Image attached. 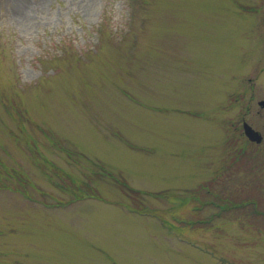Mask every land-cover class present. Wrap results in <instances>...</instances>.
<instances>
[{
  "label": "rangeland",
  "instance_id": "1",
  "mask_svg": "<svg viewBox=\"0 0 264 264\" xmlns=\"http://www.w3.org/2000/svg\"><path fill=\"white\" fill-rule=\"evenodd\" d=\"M260 100L264 0H0V264H264Z\"/></svg>",
  "mask_w": 264,
  "mask_h": 264
},
{
  "label": "water",
  "instance_id": "2",
  "mask_svg": "<svg viewBox=\"0 0 264 264\" xmlns=\"http://www.w3.org/2000/svg\"><path fill=\"white\" fill-rule=\"evenodd\" d=\"M261 105H264V101L260 102ZM244 130L246 135L252 140L256 142H261L262 141V135L255 131L248 123L244 124Z\"/></svg>",
  "mask_w": 264,
  "mask_h": 264
}]
</instances>
